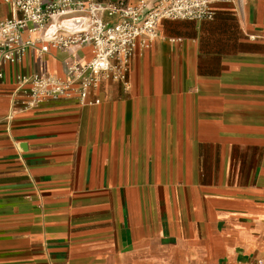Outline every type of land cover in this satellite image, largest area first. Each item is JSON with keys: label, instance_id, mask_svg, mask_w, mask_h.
Here are the masks:
<instances>
[{"label": "crops", "instance_id": "0c3cea01", "mask_svg": "<svg viewBox=\"0 0 264 264\" xmlns=\"http://www.w3.org/2000/svg\"><path fill=\"white\" fill-rule=\"evenodd\" d=\"M216 9L163 20L128 83L103 77L86 104L28 105L17 80L64 78L66 53L0 58V264H254L264 253V0ZM12 14L0 0V21Z\"/></svg>", "mask_w": 264, "mask_h": 264}, {"label": "built area", "instance_id": "2783aa9c", "mask_svg": "<svg viewBox=\"0 0 264 264\" xmlns=\"http://www.w3.org/2000/svg\"><path fill=\"white\" fill-rule=\"evenodd\" d=\"M6 1L13 14L0 21L4 63H18L34 49L44 53L54 47L67 54L64 78L40 73L17 77L19 83L30 84L28 105L35 106L62 97L86 104L103 77L127 84L136 51L150 48L163 20H213L217 4L231 0ZM87 47L92 57L84 60L79 52ZM254 264H264V253Z\"/></svg>", "mask_w": 264, "mask_h": 264}]
</instances>
